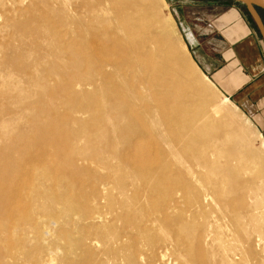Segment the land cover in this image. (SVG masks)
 Masks as SVG:
<instances>
[{
	"label": "bare ground",
	"instance_id": "1",
	"mask_svg": "<svg viewBox=\"0 0 264 264\" xmlns=\"http://www.w3.org/2000/svg\"><path fill=\"white\" fill-rule=\"evenodd\" d=\"M40 1L50 18L34 19L35 33L46 36L48 49L24 52L14 69L41 109L25 116L29 96L17 87L0 91L2 101L17 95L7 105L15 112L0 114V264H108L101 254L113 257L111 264H162L176 257V247L189 264L202 257L264 264V139L249 120H236L183 42L170 40L166 2ZM212 88L220 96L207 92ZM130 158L131 174L114 175ZM94 165L106 175H94ZM81 171L92 174L91 186L69 200L59 191L81 186ZM152 172L160 176L155 182ZM172 175L187 209L130 205L125 191L133 177L166 199ZM109 187L123 198L104 194ZM102 193L105 213L88 205ZM21 199L29 204L18 205ZM72 215L88 219V235L55 232ZM119 222L129 238L112 229ZM156 246L150 258H138Z\"/></svg>",
	"mask_w": 264,
	"mask_h": 264
},
{
	"label": "rangeland",
	"instance_id": "2",
	"mask_svg": "<svg viewBox=\"0 0 264 264\" xmlns=\"http://www.w3.org/2000/svg\"><path fill=\"white\" fill-rule=\"evenodd\" d=\"M164 1L167 4V8H164L162 10V13H163V15H165V14L167 15V13H169L170 16L172 17V20L174 21V28L172 29V34L170 35V40L172 42L177 43L178 40L180 39L183 42V44L186 46V49H187V45H186L187 43H186L185 37H184L182 31L179 29V26L176 22V18L174 16L173 10H172L173 5L178 0H164ZM244 10L247 12L248 17H249L252 25L254 26V28L257 32L258 39L262 42V45L264 46V40L261 36V33L259 32V29L257 28L255 22L253 21L252 17L250 16V14L246 10V8H244ZM45 11H46V8L44 7V4H42V2L40 0H0V68H5V70L1 71V73H0V91L5 90L6 88H15V87L22 89L23 93H26V95L29 96V99L25 103V105L28 106V108L25 112V116L26 115L27 116L28 115H34V114L38 113L39 109H41L42 103H41V100L39 99V97L37 96V94L32 90V88H30L31 83L28 80H26L24 77L20 76V73H18L16 71V69H14V66L16 63V59H18L17 57L19 55L23 54L24 52L26 53V52L30 51V49H48L47 43L45 40L46 36L41 32H39L40 35H39V33H35V32L39 31V28H37L38 26L35 27V24L36 25H38V24L36 22H34V19L35 20L44 19L45 17L50 18L48 13H47V16H44ZM257 13H258V15H259V17L263 23V26H264V13L261 12L260 10H257ZM36 16H39L40 18L36 17ZM57 17L58 18L62 17V14H58ZM31 23H33V24H31ZM46 27H48V25L46 23H44L41 25L40 29H43V28L46 29ZM45 32L46 31H44V33ZM59 35L62 37L61 41L63 42V40H65V32H64L63 28L59 29ZM178 45H179V43H178ZM58 49H64V48H58ZM187 51L190 55V52L188 49H187ZM31 59H32V57H29L26 59V61L29 62V61H31ZM7 69H8V71H7ZM205 76L208 79H210V81L216 87L217 91L218 92L220 91V93L223 96L227 97L229 102L234 107H236V109L232 105H230V107H229V110L232 112V114L234 115L236 120L239 122L243 121L245 119L249 120V122L254 126V128L257 131H259V133L262 135V137L264 139V109H263V112L261 114H260V112L248 114L242 106H240L238 103H236L237 97H228V95L226 94L228 92L226 89L227 86L224 83H220V82L218 83L215 81V79H213L207 75H205ZM213 91L209 90L207 92L210 95L215 96V94H216V96H220V95H218L216 90L213 89ZM15 95L16 94L11 93V94H9L7 99H5L3 101L0 100V114H4L7 112H15V110H13L12 107L7 106L8 104L10 106H13L11 101L13 100L12 97H15ZM263 105H264V100H262L260 102V106H263ZM6 108H9V109H6ZM11 114L12 113H10L9 115H11ZM9 115H5V116H9ZM18 116L16 115L15 117H18ZM109 163L110 164L112 163L113 165L112 164L111 165L114 166L117 164V160L114 158H111V160L109 159ZM123 166H124L123 170L125 169L126 171L124 170V171H121L120 173L115 172L114 175H119L121 173H124V174L128 173V175H130L131 174L130 171L135 169L136 164L134 163L132 158H130V159H126V162L123 164ZM92 169H93L94 175L96 174V176H98V177H103L107 173L106 169L99 167V166H96V165H94ZM151 169H154V168L152 167ZM152 173L153 174H151L150 180H151V182H155L156 180H158V177L160 178V176L157 175L156 173L154 174V172H152ZM91 175L92 174L88 173L87 171L79 172L77 174V177H78V180L82 183L81 186H77V187L73 186L70 188H66L64 190H60L59 193H63L69 200L78 201L80 199L81 194L84 192V190H86L85 187L91 186V184H90V182H92V181H90ZM152 176H153V178H152ZM168 179L164 181V183H166V185L168 184V186H167L168 194H167V198L165 199V197L160 195V193L158 191H156V190L150 191L149 187H146V181H144V179L140 178V176L139 177H133L128 182L129 184H128V187L126 188V191H125L126 197H129L130 200L132 199L131 200L132 202H130V205L132 204V205L138 206V205H145V203H147V202H156V203L158 202L157 205H176V209H178L180 207L187 209L188 203L181 201V197H180L179 193L176 192V186H174V184H173V182L176 181V175H172L171 177L168 176ZM109 188H111V190L108 189L107 192L104 194H107L108 196L110 194L111 196H113L117 200H121L123 198V196L120 193L118 195V191H116L114 188H112V187H109ZM104 194L102 193L101 194L102 196L100 195L101 198L100 199L98 198V201L92 200L91 203H88V205H93V204L94 205H100L99 206L100 209H103V212L105 213L106 208L103 205H105L107 195L105 196ZM127 195H129V196H127ZM95 197H98V196L96 195ZM102 197H104V198L102 199ZM163 199H165V200H163ZM167 199H168V202H167ZM28 204H29V202L26 200H23V199H21L18 202V205H20V206H24V205H28ZM82 205H87V204L85 203ZM103 216L105 217L106 222H108L110 224H111V221L113 222V217L111 215L109 216V214H108L106 216L105 215H103ZM87 223H88V219L82 218L80 220L75 215H72L68 222H66V223L62 222V223L58 224V226H56L55 232L56 231L60 232L58 230H62V231L68 232V234H71L73 236V235H76V231H77L78 233L80 232L81 234L88 235L87 231L89 230L88 229L89 223L88 224ZM117 223L112 224V229H114L115 233L118 234L121 238H126V237L129 238L131 236V234H129L128 232H126V233L124 232V226L125 225L123 226L122 224H120V222H119V224H117ZM118 226H119V228H118ZM163 230H165V227L163 228ZM153 233L156 236H158V235L162 236L164 234V232H162V230H159V229L154 231ZM160 236H158V237H160ZM60 244L62 247V245L64 244L63 240L60 241ZM158 247L159 246H156L152 251H150V253L145 251V253H143L145 256L140 255L138 258L139 259L142 257L145 258L147 256V254L150 258L152 254L157 253L159 251ZM176 249H177L176 253L178 255L176 254V257L167 255L166 256L167 259L162 264H166V262H167V264H189L188 260H187L188 256L186 257L187 253H185L183 250H181L180 247H176ZM60 252H59V256L60 255L62 256L63 252L61 254H60ZM182 253H184V254H182ZM99 257H100V259L105 258L106 261H107L106 258H108V261H107L108 264H111L110 262H113V259H112L113 257L112 258L110 256L105 257L104 254L99 255ZM71 259L73 260V259H75V257L73 256V257H71ZM110 259L112 261H110ZM215 260H217V259L215 258ZM208 262L211 263V261H208V259H206V257H202L200 259V264H210ZM8 264H10V263H8Z\"/></svg>",
	"mask_w": 264,
	"mask_h": 264
},
{
	"label": "crops",
	"instance_id": "3",
	"mask_svg": "<svg viewBox=\"0 0 264 264\" xmlns=\"http://www.w3.org/2000/svg\"><path fill=\"white\" fill-rule=\"evenodd\" d=\"M244 8L236 0H178L172 10L199 70L224 83L248 114H261L264 46Z\"/></svg>",
	"mask_w": 264,
	"mask_h": 264
},
{
	"label": "water",
	"instance_id": "4",
	"mask_svg": "<svg viewBox=\"0 0 264 264\" xmlns=\"http://www.w3.org/2000/svg\"><path fill=\"white\" fill-rule=\"evenodd\" d=\"M236 1L241 2L243 5H245L264 40V26L257 13V10L264 12V0H236Z\"/></svg>",
	"mask_w": 264,
	"mask_h": 264
},
{
	"label": "trees",
	"instance_id": "5",
	"mask_svg": "<svg viewBox=\"0 0 264 264\" xmlns=\"http://www.w3.org/2000/svg\"><path fill=\"white\" fill-rule=\"evenodd\" d=\"M261 12H263V11H261ZM264 13V12H263Z\"/></svg>",
	"mask_w": 264,
	"mask_h": 264
}]
</instances>
